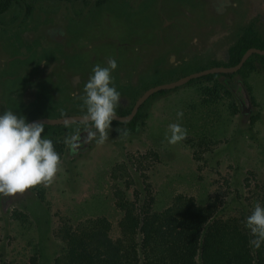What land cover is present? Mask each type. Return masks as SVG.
I'll list each match as a JSON object with an SVG mask.
<instances>
[{
	"label": "rangeland",
	"instance_id": "obj_1",
	"mask_svg": "<svg viewBox=\"0 0 264 264\" xmlns=\"http://www.w3.org/2000/svg\"><path fill=\"white\" fill-rule=\"evenodd\" d=\"M230 2L234 6L217 14L206 0L14 1L0 14V115L12 110L30 120L86 114L85 93L80 91L86 81H76L77 92L68 87L69 92L61 93V98L56 91L58 100L43 91L34 94L33 100L31 93L39 82L25 90V80L40 81V74L44 76L53 60L65 65L61 67L66 78H88L96 64L107 66L108 58H114L118 67L111 75L122 78L115 81L121 94L115 113L130 108L151 86L223 64L222 54H227L248 18L247 0ZM56 28L64 32L60 41L47 33ZM28 51L33 53L27 55ZM18 54L24 59L27 55L29 62L12 60ZM253 61L258 68L245 75L229 78L214 74L219 76L209 80L199 77L164 94L152 95L144 103L136 128L114 120L103 144L89 135L78 151L69 152L75 131L81 127L94 130L92 125H51L42 138L65 144L54 181L7 197L4 203L0 196V264H29L34 253L39 264H52L61 250L56 231L63 221L76 225L105 217L111 223L110 237L118 238L122 212L114 204L113 186L125 188L128 197L134 199L133 189L142 180L141 171L147 175L158 211L177 195L192 197L203 205L218 191L225 192L220 211L224 218L245 221L257 202L264 206V68L256 57ZM215 81L226 82L233 91L239 89V94L236 90L233 99L222 91L220 99L204 103L203 90ZM67 82L70 86L71 81ZM243 91L249 97L246 115L240 109ZM233 100L239 113L231 111ZM178 110L183 111L182 119L177 118ZM172 123L187 129V138L212 139L200 161L185 139L174 145L167 142L165 136L170 135L168 126ZM117 129L126 130L128 135H120ZM150 152L157 153L158 159ZM127 155L134 156L135 164L126 160ZM136 160L141 162V169ZM118 163L134 180L129 188L122 180L125 176H112V168ZM14 211L25 213L26 220L14 218Z\"/></svg>",
	"mask_w": 264,
	"mask_h": 264
},
{
	"label": "trees",
	"instance_id": "obj_2",
	"mask_svg": "<svg viewBox=\"0 0 264 264\" xmlns=\"http://www.w3.org/2000/svg\"><path fill=\"white\" fill-rule=\"evenodd\" d=\"M14 1L17 0H0V14L7 11ZM27 9L29 10L28 5ZM250 47L264 49V30L260 32L254 23L245 26L236 41L229 46L227 61L216 65L237 64ZM32 53L28 51L27 55ZM27 55V60L21 54L12 60L18 59V63L23 64L29 62ZM253 57L264 68V55L253 54L237 72L219 75L231 78L257 69ZM219 75L210 74L200 78L209 80ZM227 85L226 82L223 84L215 81L212 86L204 88V103L220 99L222 91L235 99L234 91ZM236 90L239 94V89ZM166 91H159L153 96ZM143 106L144 103L127 123L131 129L141 121ZM231 107L233 114L239 113L238 104L234 100L231 101ZM130 110L123 109L119 114L126 115ZM254 118L255 116L251 117L252 124ZM50 127L51 125L44 124L45 131L42 134ZM185 140L194 148L193 156L197 161L202 159L204 148L212 143V139L205 136L197 140L191 137ZM52 141L61 157L65 144L56 139ZM149 155L158 159L155 152H150ZM126 160L135 164L133 155H127ZM136 162L141 169V162ZM122 169L121 163L115 165L112 176L115 179L117 176H125L122 180H125L126 188H129L134 180L127 169ZM140 176L141 182L133 189L134 199L128 197L125 188L118 184L113 186L114 204L122 212L118 222L120 236L116 239L110 237L111 223L105 217L86 219L76 225L63 221L56 231L61 250L53 258L52 264H264V242L259 249L254 248L250 244L254 237L244 226L243 220L220 215L221 206L225 204L224 191H218L203 205L197 204L192 197L177 195L169 206L158 211L154 209L155 199L147 175L141 171ZM40 197L43 198V195L40 194ZM13 217L20 221L26 220L25 213L20 211H14ZM38 258V254L34 253L29 258V264H39Z\"/></svg>",
	"mask_w": 264,
	"mask_h": 264
},
{
	"label": "clouds",
	"instance_id": "obj_3",
	"mask_svg": "<svg viewBox=\"0 0 264 264\" xmlns=\"http://www.w3.org/2000/svg\"><path fill=\"white\" fill-rule=\"evenodd\" d=\"M118 67L114 58H108L107 66L96 64L84 87L82 97L86 118L91 122L89 135L97 144L105 143L108 129L116 119L115 109L120 103V92L115 87L111 73ZM111 85V86H110ZM183 111H177L182 119ZM127 136L126 130L117 129ZM44 123L28 122L12 110L0 115V196L14 197L37 185H50L59 170L60 156L51 139L42 138ZM165 139L177 144L187 138V129L179 123L168 126ZM98 134V137H97ZM254 237L250 244L259 249L264 242V206L257 202L252 213L243 221Z\"/></svg>",
	"mask_w": 264,
	"mask_h": 264
},
{
	"label": "flooded vegetation",
	"instance_id": "obj_4",
	"mask_svg": "<svg viewBox=\"0 0 264 264\" xmlns=\"http://www.w3.org/2000/svg\"><path fill=\"white\" fill-rule=\"evenodd\" d=\"M206 1L209 2V7L211 9H213V11L217 14H222L224 12L226 13L228 8L231 7V5L234 6V4L230 2V0H206ZM247 1H248V6H247L248 18L245 20V26L254 23V25L260 30V32H262L264 30V0H247ZM47 33H48L49 37L51 39H53L54 41H60L62 38H64V33H62V35L60 36V33L56 29H49L47 31ZM228 48H227V51H228ZM43 54H45V53H43ZM17 57H20V56H17ZM227 57H228L227 54L226 55L222 54V58H224L223 60H225V62L227 61ZM45 59H47V58H45ZM61 64L64 65L62 63V61H60V62H56L54 60L51 61L50 66L45 71L42 70V71H44V76L42 75V73L40 74V76H39L40 81H31L32 79L27 80L26 78H24V79H26L25 82H27V84H28V86L25 90H29L30 84L39 82L38 83L39 85L37 84V86L35 87L36 89L34 90L33 94L31 93V95L33 96V100L35 99L34 94H38L40 91L47 93V97H49L53 100H58V99H55L56 91H59V95L61 98V93H64V91H65V93L67 94V92H69V90L67 89L68 87H71L72 92H77L76 86H78V82H76V81H86V83H87L89 77L88 78H81V77L76 75V76L71 77V78H66L64 76V73H63V70L66 67H65V65L63 66L65 68L61 67ZM52 66H57V67H55L53 70H51ZM29 75H30V73H29ZM24 77H27L26 71H24ZM67 81H71L70 86H68ZM114 81H122V78H115ZM80 91L82 93L84 92L83 85L80 88ZM241 100H242V96H241ZM121 103L124 104L125 103L124 100H121ZM132 106L130 107V109L132 108ZM121 111L122 110H120L118 112V114ZM62 116H64V115H62ZM27 121H29V120H27ZM126 123H128V122H126ZM79 124H86L88 126L92 125L91 122L79 123ZM48 131L46 133H48ZM42 135H45V134H42ZM88 137H89V129H87L86 127L79 128L77 131H75V141H73L72 146L68 148L69 149L68 151L69 152L74 151V150L78 151L82 147V145L87 143ZM81 139H83L82 144H80ZM51 140H53V139H51ZM76 142H79V143H76Z\"/></svg>",
	"mask_w": 264,
	"mask_h": 264
},
{
	"label": "water",
	"instance_id": "obj_5",
	"mask_svg": "<svg viewBox=\"0 0 264 264\" xmlns=\"http://www.w3.org/2000/svg\"><path fill=\"white\" fill-rule=\"evenodd\" d=\"M56 30L60 33V36L62 35L63 30L62 29H57ZM253 54H258V55H264V49H260L257 47H250L248 48L243 55L241 56L239 62L235 65L232 66H225V65H215L206 69H201L199 71L190 73L188 75L182 76L178 78L175 81L166 83V84H159V85H154L146 90L143 91V93L135 100L130 112L126 115H120L116 113V119L115 121L119 123H126L130 122L134 116L136 115L137 111L139 110L140 106L153 94L162 91V90H170L174 89L176 87L182 86L186 83H188L190 80L199 78L202 76L210 75V74H232L237 72L242 68L244 63L248 60L250 56ZM236 93V91H234ZM240 109L241 113L246 115L249 113V97L248 94L243 91L242 93V100L240 104ZM28 122H42L45 125H66V124H71V123H89L90 121L86 118L85 115H64L60 117H37V118H32ZM7 200V197H2L3 203Z\"/></svg>",
	"mask_w": 264,
	"mask_h": 264
}]
</instances>
